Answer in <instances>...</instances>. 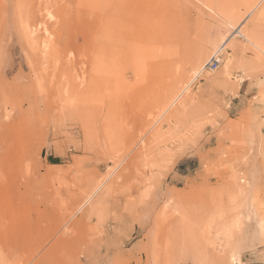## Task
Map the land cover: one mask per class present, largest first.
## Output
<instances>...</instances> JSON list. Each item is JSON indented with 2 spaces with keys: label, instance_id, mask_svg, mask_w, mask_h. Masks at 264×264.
Returning a JSON list of instances; mask_svg holds the SVG:
<instances>
[{
  "label": "rangeland",
  "instance_id": "rangeland-1",
  "mask_svg": "<svg viewBox=\"0 0 264 264\" xmlns=\"http://www.w3.org/2000/svg\"><path fill=\"white\" fill-rule=\"evenodd\" d=\"M238 260L264 264V0H0V264Z\"/></svg>",
  "mask_w": 264,
  "mask_h": 264
},
{
  "label": "built area",
  "instance_id": "built-area-1",
  "mask_svg": "<svg viewBox=\"0 0 264 264\" xmlns=\"http://www.w3.org/2000/svg\"><path fill=\"white\" fill-rule=\"evenodd\" d=\"M218 66V60L213 57L210 61L205 65L207 69H215Z\"/></svg>",
  "mask_w": 264,
  "mask_h": 264
},
{
  "label": "bare ground",
  "instance_id": "bare-ground-1",
  "mask_svg": "<svg viewBox=\"0 0 264 264\" xmlns=\"http://www.w3.org/2000/svg\"><path fill=\"white\" fill-rule=\"evenodd\" d=\"M224 217H223V223H224V225L226 226V221H227V217H228V215H226V211H224ZM246 217H248V215H246ZM238 259V258H237ZM238 264H241V262H240V260H238Z\"/></svg>",
  "mask_w": 264,
  "mask_h": 264
}]
</instances>
